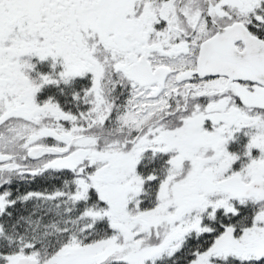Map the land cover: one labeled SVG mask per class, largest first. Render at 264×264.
<instances>
[{
  "label": "snow or ice",
  "instance_id": "snow-or-ice-1",
  "mask_svg": "<svg viewBox=\"0 0 264 264\" xmlns=\"http://www.w3.org/2000/svg\"><path fill=\"white\" fill-rule=\"evenodd\" d=\"M0 264H264V0H0Z\"/></svg>",
  "mask_w": 264,
  "mask_h": 264
}]
</instances>
